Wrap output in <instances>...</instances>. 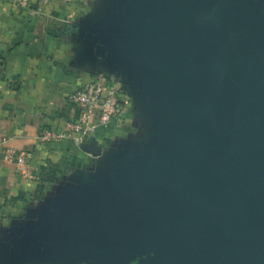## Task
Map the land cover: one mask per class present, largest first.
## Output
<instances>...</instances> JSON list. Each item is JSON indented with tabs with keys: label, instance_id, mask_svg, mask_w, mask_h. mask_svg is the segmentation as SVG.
I'll list each match as a JSON object with an SVG mask.
<instances>
[{
	"label": "water",
	"instance_id": "95a60500",
	"mask_svg": "<svg viewBox=\"0 0 264 264\" xmlns=\"http://www.w3.org/2000/svg\"><path fill=\"white\" fill-rule=\"evenodd\" d=\"M120 16L96 54L143 66L169 135L72 212L62 246L264 264V0H130Z\"/></svg>",
	"mask_w": 264,
	"mask_h": 264
},
{
	"label": "crops",
	"instance_id": "0c3cea01",
	"mask_svg": "<svg viewBox=\"0 0 264 264\" xmlns=\"http://www.w3.org/2000/svg\"><path fill=\"white\" fill-rule=\"evenodd\" d=\"M129 1L0 0V264H124L110 251L65 249L60 229L130 157L152 154L169 135L163 94L143 66L96 54ZM94 79L129 100L120 119L82 144L41 141L77 117L67 97ZM5 145L31 153L36 178L51 180L37 190L4 161Z\"/></svg>",
	"mask_w": 264,
	"mask_h": 264
},
{
	"label": "built area",
	"instance_id": "2783aa9c",
	"mask_svg": "<svg viewBox=\"0 0 264 264\" xmlns=\"http://www.w3.org/2000/svg\"><path fill=\"white\" fill-rule=\"evenodd\" d=\"M19 6H25L28 0H6ZM69 103L76 106L78 115L68 121L62 130L43 131L40 140L48 143L71 140L82 144L92 137L98 128H108L112 122L119 120L129 106V100L120 92L108 86L102 79L87 81L70 93ZM5 144V139H0ZM3 159L14 167L16 174L30 181H35V173L30 168L31 153L5 145Z\"/></svg>",
	"mask_w": 264,
	"mask_h": 264
},
{
	"label": "trees",
	"instance_id": "16d2710c",
	"mask_svg": "<svg viewBox=\"0 0 264 264\" xmlns=\"http://www.w3.org/2000/svg\"><path fill=\"white\" fill-rule=\"evenodd\" d=\"M40 175H41V174H40ZM41 176H42V175H41ZM41 176H40V179H41ZM50 180H51L50 177H46V178L42 177L41 181H39V179L36 178L35 181H36V183H37V185H36L37 190L42 189V185H43L44 181H50Z\"/></svg>",
	"mask_w": 264,
	"mask_h": 264
},
{
	"label": "rangeland",
	"instance_id": "374dc122",
	"mask_svg": "<svg viewBox=\"0 0 264 264\" xmlns=\"http://www.w3.org/2000/svg\"><path fill=\"white\" fill-rule=\"evenodd\" d=\"M259 21V20H258ZM261 23V21H259ZM262 24V23H261ZM169 141V140H168ZM168 141H167V144H168ZM139 261H138V258L136 257V259H133L131 261H128V264H138Z\"/></svg>",
	"mask_w": 264,
	"mask_h": 264
}]
</instances>
